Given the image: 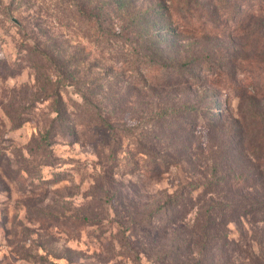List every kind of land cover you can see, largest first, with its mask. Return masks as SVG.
<instances>
[{
    "label": "rangeland",
    "instance_id": "374dc122",
    "mask_svg": "<svg viewBox=\"0 0 264 264\" xmlns=\"http://www.w3.org/2000/svg\"><path fill=\"white\" fill-rule=\"evenodd\" d=\"M208 2L200 0L210 9ZM260 2L262 9H253L252 0L245 8L236 2L233 17L218 10L217 32L197 36L177 26L181 9L172 5V12L171 0H0V264H203L196 233L208 216L215 248L235 246L232 264H257L254 257L264 263V216L233 215L220 198L225 189L205 186L214 173L208 153L214 134L202 126L215 110L222 133L241 126L249 132L240 155L212 178L229 169L254 173L251 128L264 123V99L214 88L199 70L200 62L212 63L241 80L264 68ZM247 15L244 31L235 34ZM155 16L165 20L151 24ZM153 33L163 34L158 45ZM149 48L167 65L196 67L181 85L144 88L140 59L152 56ZM62 103L74 123L104 122L100 137L63 134ZM184 107L203 109L177 120L199 125L195 155H176L180 165L160 177L128 173L141 141L129 127L147 113ZM168 148L156 146L161 154ZM255 185L260 194L247 184L246 198L235 201L248 207L250 198L260 199L264 185L257 179ZM176 198L181 203L171 215ZM165 217L176 224L167 228ZM169 252L180 257L161 262Z\"/></svg>",
    "mask_w": 264,
    "mask_h": 264
},
{
    "label": "trees",
    "instance_id": "16d2710c",
    "mask_svg": "<svg viewBox=\"0 0 264 264\" xmlns=\"http://www.w3.org/2000/svg\"><path fill=\"white\" fill-rule=\"evenodd\" d=\"M209 1L208 3L212 6L209 8H205L200 0H171L170 10L173 12V6L178 5L181 10L179 12H175L174 18L177 26H180L183 32L191 33L197 36H200L204 33L209 32H217L215 29L216 16L218 10H220L223 14H226L229 17H233L237 14L236 8L238 7L236 2H240L239 6L242 8L246 7L247 0H236L235 3L233 0H205ZM253 5L252 8L259 7L262 9L263 3L260 0H252ZM173 5V6H172ZM249 7V5H248ZM247 7V8H248ZM246 8V9H247ZM158 15V14H157ZM176 16V17H175ZM250 15L244 16L240 19V23L235 27V34H242L244 31V27L248 22ZM163 18V17H162ZM159 18V16H155V19L151 21V24H157V22L161 20H165ZM215 20V21H214ZM168 32V31H167ZM170 32L164 34V37L168 36ZM163 34H151V38L156 39V44L160 43ZM156 45H154L155 48ZM158 48V47H157ZM147 51V50H146ZM148 51L152 56H146L144 59H140V64L144 65L146 70L145 75L140 79V83L144 88H161V89H169L177 85H181L184 83V73L190 75V71L196 67V63H189L187 65H167L164 58V54L162 57L155 56V54L163 53V48L159 47V51L153 54V51L149 48ZM137 56L141 54L139 51H136ZM142 57H144L142 55ZM199 69L202 73L207 74L206 79L211 82V85L214 88L222 89L230 94H234L239 98L243 99H264V68L257 73H253L252 76H247L244 79L236 80L228 76L224 71L217 68L212 63L200 62ZM209 74V75H208ZM188 83V81H186ZM52 83V81H51ZM52 88L57 90L58 86L55 84H50ZM87 101V99H85ZM112 106V105H111ZM115 109V106H112ZM201 114L203 109L196 108V110H192L189 107L174 109L167 108L161 112L147 113L143 115L135 126L129 127L130 130H138L137 138L141 139L137 147V157L136 163L132 165L131 163H127V172L128 173H136L142 172L149 176L160 177L163 174L167 173L170 170L171 164H176L179 166L180 163L177 161V156H180L184 153L192 151L195 155L196 153V141L198 135V124L192 125L187 122H178L179 120H183L184 117H191L194 113ZM214 115L210 117L209 122L203 123L202 125L209 133L213 135L209 136L208 143V153L213 162V170L214 173L212 175H217V167L221 165V163L231 160L232 158H237L240 155L239 148H243L245 146L247 140L249 139L248 130L245 132L244 127L241 126L234 128L229 127L225 132H221L223 123L220 122V119L217 120L215 115V110L212 111ZM57 113L62 115V126H65V132L63 134H72L78 139L79 133H82L83 136L93 139L96 141L98 137H100V129L104 128V122H96L89 120L87 123L82 121L71 120L70 116L67 112V109L62 103V110L58 109ZM197 119H201V117H197ZM178 120V121H177ZM257 127H252L251 131L255 133V140L251 144L253 158L252 162L256 163V170L254 173L247 171L246 173L238 174L232 173L230 169L227 173H224V176H219L208 179L207 184L205 185L207 190H216L218 187L221 189H225L224 197L220 195V198L227 200L228 204L223 205L225 209L231 210L233 215L237 216H264V193L260 196V199L257 197L250 198V204L248 207L240 205L237 203V198L243 197L245 187L247 184H252L254 190L257 194H260L257 190L258 187L255 185V180L257 179L261 184L264 185V123H256ZM99 127V128H98ZM102 127V128H101ZM151 132V133H150ZM187 134V136H186ZM194 141L192 143L191 141ZM168 146V149L163 150L162 154L158 153L156 150V146L164 147ZM172 146V148H171ZM201 146L199 147V150ZM176 150H183L182 153H177ZM114 156V153H112ZM180 158V157H179ZM148 159L144 166H141V160ZM232 173V174H231ZM220 183H224V186H221ZM255 185V186H254ZM219 196V195H218ZM244 200V199H243ZM181 203L179 198L172 200V205L169 206L172 211L171 215L175 214V211L178 208V205ZM168 207V208H169ZM171 218L168 219L165 217L164 226L167 223V228L172 227L175 223L170 222ZM215 224V223H214ZM211 216L206 217L204 223L201 227V231L196 233L199 237L198 244L200 245V251H198L200 258H205L203 264H232V256L233 249L235 246H222L216 247L218 244V239H214L210 234V228L212 225ZM213 238V239H212ZM212 239V240H211ZM228 239V233H225V240ZM215 240V243L211 242ZM224 240V241H225ZM189 244L185 247H188ZM215 248V249H214ZM230 249L231 252L229 256H226V250ZM178 252V250L176 251ZM176 252H169L167 255H162L160 257V261L166 263V261L171 260V258H176ZM254 261L257 264H264L261 260H258L254 257Z\"/></svg>",
    "mask_w": 264,
    "mask_h": 264
},
{
    "label": "water",
    "instance_id": "95a60500",
    "mask_svg": "<svg viewBox=\"0 0 264 264\" xmlns=\"http://www.w3.org/2000/svg\"><path fill=\"white\" fill-rule=\"evenodd\" d=\"M14 22H15V23H17V21H16V20H14Z\"/></svg>",
    "mask_w": 264,
    "mask_h": 264
}]
</instances>
